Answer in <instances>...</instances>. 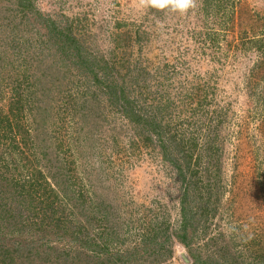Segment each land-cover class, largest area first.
Here are the masks:
<instances>
[{
    "label": "rangeland",
    "instance_id": "rangeland-1",
    "mask_svg": "<svg viewBox=\"0 0 264 264\" xmlns=\"http://www.w3.org/2000/svg\"><path fill=\"white\" fill-rule=\"evenodd\" d=\"M263 251L264 0H0V264Z\"/></svg>",
    "mask_w": 264,
    "mask_h": 264
},
{
    "label": "clouds",
    "instance_id": "clouds-1",
    "mask_svg": "<svg viewBox=\"0 0 264 264\" xmlns=\"http://www.w3.org/2000/svg\"><path fill=\"white\" fill-rule=\"evenodd\" d=\"M189 2L190 0H153V3L160 7L173 3V6L181 11L189 6Z\"/></svg>",
    "mask_w": 264,
    "mask_h": 264
},
{
    "label": "trees",
    "instance_id": "trees-1",
    "mask_svg": "<svg viewBox=\"0 0 264 264\" xmlns=\"http://www.w3.org/2000/svg\"><path fill=\"white\" fill-rule=\"evenodd\" d=\"M72 42V41H71ZM259 67V66H258ZM129 111H132V109H129ZM140 119H138V122H140L139 121ZM8 128L10 129V127H9V125H8ZM158 135H161V132H159L158 133ZM182 240L184 241V238H182ZM181 243H182V241H180ZM210 245L212 244H214V239H210ZM264 252V251H263ZM195 257V261L196 262H200V259H199V255H196L195 253H192V257ZM261 259H262V262H260V263H257V262H255V261H253V262H251L250 264H264V253H262V254H259L258 255ZM235 264H237V261H235ZM247 264V263H246Z\"/></svg>",
    "mask_w": 264,
    "mask_h": 264
}]
</instances>
